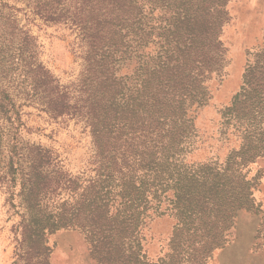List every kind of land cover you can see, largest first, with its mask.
I'll return each mask as SVG.
<instances>
[{
  "label": "trees",
  "instance_id": "16d2710c",
  "mask_svg": "<svg viewBox=\"0 0 264 264\" xmlns=\"http://www.w3.org/2000/svg\"><path fill=\"white\" fill-rule=\"evenodd\" d=\"M227 1L32 0L45 19H69L82 30L86 64L76 82L63 86L45 66L25 62L33 91L30 97L52 118L68 114L71 100L82 103L99 155H110V170L79 191L51 148L24 140V123L15 102L0 89V186L10 191L11 200L18 186L23 208L12 226L17 261L51 264L47 236L70 226L83 232L97 264H183L223 243V232L236 211L252 207L253 185L238 165L245 166L254 156L240 158L238 165L233 162L238 168L229 160L223 168L205 164L178 173L173 184L177 222L169 242L171 252L165 257L151 262L136 233L149 203L147 191L162 176L163 167L173 165L168 159L181 141L183 126L178 121L190 95L187 90L195 89L197 76L206 68L211 71L221 57L219 35L229 20ZM145 7L170 13L162 33L166 47L158 61L126 87L111 65L122 41L116 28L124 27ZM27 46L21 39L22 58ZM243 77L244 99L237 94L227 108L238 116L252 109V93L264 87V69L259 73L258 65L249 66ZM152 164L159 169L148 172ZM137 169L143 172L135 178ZM113 182L119 189L109 194L107 187ZM63 188L68 189L71 202L60 199L49 204Z\"/></svg>",
  "mask_w": 264,
  "mask_h": 264
},
{
  "label": "rangeland",
  "instance_id": "374dc122",
  "mask_svg": "<svg viewBox=\"0 0 264 264\" xmlns=\"http://www.w3.org/2000/svg\"><path fill=\"white\" fill-rule=\"evenodd\" d=\"M225 8L229 20L219 35L221 57L211 71L206 68L197 76L200 81L195 89L187 90L190 95L178 116V123L183 126L181 141L174 157L168 159L173 165L167 170L163 167L162 176L147 191L149 203L136 234L151 262L171 252L169 242L177 222L173 184L178 173L192 172L205 164L223 168L230 160L253 185L252 207L236 211L220 246L183 264H264V87L252 93V109L247 115L238 116L227 110L237 94L244 99L243 75L248 67L258 65L259 73L264 69V0H228ZM40 12L32 0H0V89L6 90L15 102L24 123V140L51 148L61 170L76 180L81 191L99 174L109 172L110 155H99L82 103L71 100L73 108L68 114L52 118L38 100L30 97L31 79L24 65L28 61L41 64L60 84L69 86L85 67L86 47L82 30L71 20L51 21ZM169 17L164 8L145 7L124 27L116 28L122 41L113 52L111 65L126 87L135 84L144 68L162 55L166 47L162 33L168 28ZM24 38L28 46L22 58L20 43ZM194 73L196 76L197 70ZM252 156L253 161L238 165L240 158ZM152 165L153 170L148 172L159 169ZM142 172L137 169L135 178ZM107 188L109 194L119 189L114 182ZM9 192L5 185L0 186V264H22L15 255L12 226L23 208L18 186L14 188L13 200ZM60 192L48 203L56 204L60 199L71 202L67 188ZM47 243L51 264H97L89 254L83 232L75 226L49 234Z\"/></svg>",
  "mask_w": 264,
  "mask_h": 264
}]
</instances>
